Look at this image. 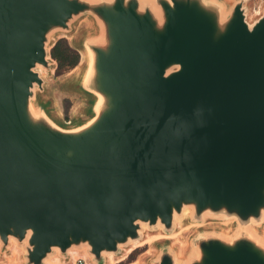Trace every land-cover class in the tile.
<instances>
[{
    "label": "water",
    "instance_id": "95a60500",
    "mask_svg": "<svg viewBox=\"0 0 264 264\" xmlns=\"http://www.w3.org/2000/svg\"><path fill=\"white\" fill-rule=\"evenodd\" d=\"M0 0V242L26 264L87 247L92 259L170 231L188 206L225 213L244 235L202 239L191 264H264L246 228L264 219V12L237 0ZM104 24L88 85L96 120L60 130L33 112L47 42L77 15ZM58 249V250H57ZM158 264H175L166 251Z\"/></svg>",
    "mask_w": 264,
    "mask_h": 264
},
{
    "label": "rangeland",
    "instance_id": "374dc122",
    "mask_svg": "<svg viewBox=\"0 0 264 264\" xmlns=\"http://www.w3.org/2000/svg\"><path fill=\"white\" fill-rule=\"evenodd\" d=\"M88 1L99 2L102 0ZM216 1L222 4L230 14L237 0ZM247 15L250 19L249 22L252 23L256 20L254 9H249ZM104 33L103 22L93 12L75 16L70 21L68 29L56 28L50 32L47 42L49 65L36 67V71L43 79V87L35 86V95L32 99L33 109L37 110L38 115L43 114L66 130L78 129L96 115L98 96L86 84L85 76L88 64L81 62V58L86 46L92 42H100L102 40L100 37ZM62 38L66 39L78 51L80 60L74 68L59 72L58 63L51 56V48L56 41ZM178 217L170 231L145 225L140 240L155 237L151 243L133 248L129 252L128 250L132 247L131 243L121 245L120 251L114 253L112 257L108 253L104 254L105 264H111V262L114 264H158L161 255L166 251L175 257V264H191L199 256L198 244L202 239L220 237L232 241L244 235L242 222L237 217L228 216L225 213L207 212L202 219H197L191 212ZM194 223H202V225L195 226ZM247 225L255 235L264 239V219L250 222ZM162 233L172 236L156 239ZM12 240L6 250H3L0 242V260L4 259L6 262L14 264H26L25 245L20 244L16 239ZM74 249L79 251L78 255L73 253L74 256L83 255V246ZM56 255L59 257L57 262L59 263L62 258L60 250L56 252Z\"/></svg>",
    "mask_w": 264,
    "mask_h": 264
},
{
    "label": "bare ground",
    "instance_id": "6f19581e",
    "mask_svg": "<svg viewBox=\"0 0 264 264\" xmlns=\"http://www.w3.org/2000/svg\"><path fill=\"white\" fill-rule=\"evenodd\" d=\"M143 3H149L151 6H152V9H153V11L157 14V15H160L161 14V10H160V8L158 7V5L155 3V1L154 0H141ZM227 15H228V11L225 9V7H223V18H226L227 17ZM100 38H102V36L100 37ZM73 45V44H72ZM94 60H95V56H94V53H93V51H92V49L90 48V46H86V48H85V50L82 52V58H81V62H85L86 64H88V68H87V72H86V76H85V81H86V84H88V82H89V80H90V78H91V76L93 75V72H94ZM81 64V63H80ZM63 77V76H62ZM60 80V79H59ZM97 96H98V100H97V105H96V111H99V109H100V106H101V103H102V101H103V97H102V95L101 94H99V93H97ZM33 112L36 114V115H38L39 113L37 112V110H34L33 109ZM39 112H41L40 110H39ZM73 115V114H72ZM98 116V115H97ZM97 116L96 117H93L87 124H85V125H83V126H81V127H79V129L78 130H80V129H82V128H85V127H87V126H89V125H91L95 120H96V118H97ZM50 120V119H49ZM50 123H51V125H53V126H55V128H57V129H60V130H65V129H63L62 127H60V126H58L55 122H53L52 120H50ZM73 131H75V130H73ZM193 213L194 212V208H193V206H188V207H186L185 209H184V211H183V215H185L186 213L188 214V213ZM177 218H179V217H177ZM194 225L195 226H200V225H202V223H194ZM181 227V226H180ZM159 228H161V229H163L162 227H159ZM246 230L253 236V237H255L256 239H257V241H259V242H261V243H263V245H264V239L263 238H259L257 235H255L254 234V231L252 230V229H248V227L246 228ZM187 231V230H186ZM186 233V232H185ZM178 235V234H177ZM172 235H169V234H164V233H162V234H160V235H158L157 237H156V239L157 238H168V237H171ZM181 237V236H180ZM174 238V237H173ZM13 239V238H12ZM155 239V237L154 238H150V239H142V240H140V239H137V240H133V241H131L130 243L132 244V247L128 250V252L129 251H131L133 248H137V247H141V246H143V245H147V244H149V243H151L153 240ZM12 241H14V240H12ZM17 249V248H16ZM58 250V249H57ZM84 253H83V256H88L89 255V253H88V251H87V247H84ZM79 251L78 250H75V249H70L69 250V253H71V254H79L78 253ZM109 255H110V257H112L113 256V252H109L108 253ZM58 260H59V257H58V255H54V256H50L49 258H47L46 259V263H48V264H55V263H57L58 262ZM122 260V259H121ZM120 261V260H119ZM116 263V262H115ZM111 264H114L113 262H111Z\"/></svg>",
    "mask_w": 264,
    "mask_h": 264
},
{
    "label": "trees",
    "instance_id": "16d2710c",
    "mask_svg": "<svg viewBox=\"0 0 264 264\" xmlns=\"http://www.w3.org/2000/svg\"><path fill=\"white\" fill-rule=\"evenodd\" d=\"M51 56L58 63V71L64 72L78 65L80 56L66 39H59L51 48Z\"/></svg>",
    "mask_w": 264,
    "mask_h": 264
},
{
    "label": "built area",
    "instance_id": "2783aa9c",
    "mask_svg": "<svg viewBox=\"0 0 264 264\" xmlns=\"http://www.w3.org/2000/svg\"><path fill=\"white\" fill-rule=\"evenodd\" d=\"M244 6H246V17L249 21L247 12L249 9L255 10V19H258L262 16L264 12V0H244ZM0 264H14L11 262H6V260L1 259ZM57 264H98L96 263L92 257L90 256H74L73 254L69 253L67 257H62L60 262Z\"/></svg>",
    "mask_w": 264,
    "mask_h": 264
}]
</instances>
